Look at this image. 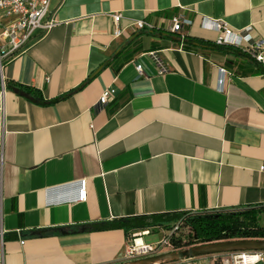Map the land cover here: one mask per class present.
Segmentation results:
<instances>
[{
	"label": "crops",
	"instance_id": "crops-1",
	"mask_svg": "<svg viewBox=\"0 0 264 264\" xmlns=\"http://www.w3.org/2000/svg\"><path fill=\"white\" fill-rule=\"evenodd\" d=\"M51 11L59 24L5 67L0 89L5 264L121 263L133 237L120 219L264 205V73L205 22L264 40V0H52ZM114 13L154 28L115 38ZM176 14L193 21L183 48ZM83 179L87 199L68 200Z\"/></svg>",
	"mask_w": 264,
	"mask_h": 264
},
{
	"label": "built area",
	"instance_id": "built-area-1",
	"mask_svg": "<svg viewBox=\"0 0 264 264\" xmlns=\"http://www.w3.org/2000/svg\"><path fill=\"white\" fill-rule=\"evenodd\" d=\"M51 4L52 0H0V89L3 96L6 89L5 67L16 57L26 53L36 42L45 37L59 24V21L51 11ZM111 16L114 20L113 37L115 38L123 36L127 27L142 31L153 30L154 28V25L146 19H131L128 26H123L122 20L124 16L121 13H114ZM171 22L170 30L172 33L180 35L182 40L180 48H183L184 41L187 39L185 28L192 25L193 21L182 14H176L172 17ZM205 22L208 27L219 32L215 40L217 45L236 48L264 66V40L245 42L244 35L236 33L225 23L216 20ZM155 60L160 64L159 73H165L167 68L161 59L155 56ZM136 68L142 73V65L138 64ZM218 88L220 90L223 89L222 78L219 80ZM115 93L116 90L114 88L106 89L100 96L99 103L105 105ZM1 111L2 113L5 112L4 105ZM2 161L3 158L1 156ZM261 169H264V167L262 166ZM75 184H77L78 193L75 197H71L68 200L85 201L88 193L85 179L77 181ZM180 225V223H177L174 230L156 244L138 242L139 238H137V235L148 234L149 230L133 234V241L129 245L124 262L173 251L171 249L170 236L179 231ZM5 244V232L1 230L0 264H5ZM224 254L228 256L224 259V264H264V251H241ZM216 256L218 255L201 257H208L210 264H213L214 261L211 257L215 258Z\"/></svg>",
	"mask_w": 264,
	"mask_h": 264
},
{
	"label": "trees",
	"instance_id": "trees-1",
	"mask_svg": "<svg viewBox=\"0 0 264 264\" xmlns=\"http://www.w3.org/2000/svg\"><path fill=\"white\" fill-rule=\"evenodd\" d=\"M192 42V39L189 40ZM264 73V66L257 63ZM27 93H31L28 91ZM40 100V97H37ZM243 211H217L201 216H191L193 213L186 211L165 213L160 215H140L123 218L118 221L120 228L133 237V234L154 229H166L173 231L176 224L182 221L186 228L183 231L182 224L179 231L170 236L171 249H185L196 245L218 241L241 239H264V226L258 223L259 215L264 214V205L237 209ZM205 214V213H204ZM224 253L217 254L223 255ZM214 256V255H209Z\"/></svg>",
	"mask_w": 264,
	"mask_h": 264
},
{
	"label": "water",
	"instance_id": "water-1",
	"mask_svg": "<svg viewBox=\"0 0 264 264\" xmlns=\"http://www.w3.org/2000/svg\"><path fill=\"white\" fill-rule=\"evenodd\" d=\"M13 89L18 94L33 99V97L26 91L15 87ZM241 251H264V239H241L212 242L116 264H170L201 256Z\"/></svg>",
	"mask_w": 264,
	"mask_h": 264
},
{
	"label": "rangeland",
	"instance_id": "rangeland-1",
	"mask_svg": "<svg viewBox=\"0 0 264 264\" xmlns=\"http://www.w3.org/2000/svg\"><path fill=\"white\" fill-rule=\"evenodd\" d=\"M236 211H243V210H234L233 212H236ZM206 214H208V213L191 214V216H201V215H206ZM211 214H214V212H212ZM178 223L182 224L183 222L180 221ZM258 223L260 226H264V214L259 215ZM184 224L185 223L182 224V227L184 229L183 231H185L187 228V226L185 227ZM153 232L154 233H152L150 236L145 237V240L149 243L156 242L158 240H162L166 237V234L159 232L158 228L154 229ZM226 257H228L227 254H223V255L216 256L215 258L211 257V259L214 261L213 264H224V259Z\"/></svg>",
	"mask_w": 264,
	"mask_h": 264
}]
</instances>
